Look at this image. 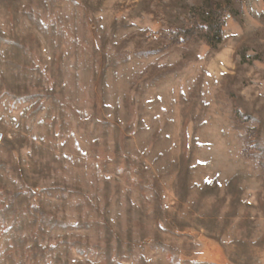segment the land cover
I'll return each instance as SVG.
<instances>
[{"label": "rangeland", "instance_id": "1", "mask_svg": "<svg viewBox=\"0 0 264 264\" xmlns=\"http://www.w3.org/2000/svg\"><path fill=\"white\" fill-rule=\"evenodd\" d=\"M226 261L264 264V0H0V264Z\"/></svg>", "mask_w": 264, "mask_h": 264}, {"label": "trees", "instance_id": "2", "mask_svg": "<svg viewBox=\"0 0 264 264\" xmlns=\"http://www.w3.org/2000/svg\"><path fill=\"white\" fill-rule=\"evenodd\" d=\"M213 14H215L214 11H213ZM224 264H228V262L226 261V262H224Z\"/></svg>", "mask_w": 264, "mask_h": 264}]
</instances>
